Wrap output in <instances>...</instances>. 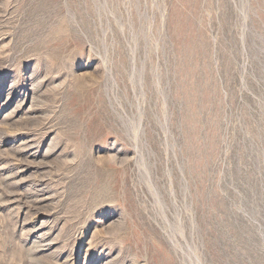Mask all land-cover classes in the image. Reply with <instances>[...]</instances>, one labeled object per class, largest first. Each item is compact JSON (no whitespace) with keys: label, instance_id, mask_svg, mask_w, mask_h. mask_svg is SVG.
<instances>
[{"label":"rangeland","instance_id":"1","mask_svg":"<svg viewBox=\"0 0 264 264\" xmlns=\"http://www.w3.org/2000/svg\"><path fill=\"white\" fill-rule=\"evenodd\" d=\"M0 264H264V0H0Z\"/></svg>","mask_w":264,"mask_h":264}]
</instances>
